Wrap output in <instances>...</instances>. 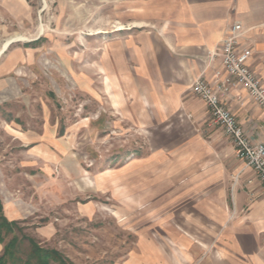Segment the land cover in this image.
Instances as JSON below:
<instances>
[{"label": "rangeland", "instance_id": "rangeland-1", "mask_svg": "<svg viewBox=\"0 0 264 264\" xmlns=\"http://www.w3.org/2000/svg\"><path fill=\"white\" fill-rule=\"evenodd\" d=\"M168 1L0 0V49L35 54L0 78V256L15 237L23 260L33 240L69 264H264L244 162L168 80Z\"/></svg>", "mask_w": 264, "mask_h": 264}, {"label": "crops", "instance_id": "crops-1", "mask_svg": "<svg viewBox=\"0 0 264 264\" xmlns=\"http://www.w3.org/2000/svg\"><path fill=\"white\" fill-rule=\"evenodd\" d=\"M168 10L165 25L155 36L172 87H191L199 77L213 81L215 71L221 66L217 63L208 68L207 57L221 46L229 28L236 22H240L245 31L240 48L253 51L249 65L264 84V0H169ZM15 43L20 41L12 42L0 58V78L22 72L26 69L22 66L26 63V54L35 56L23 46L13 47ZM15 82L0 81V87L7 90L15 87ZM224 104L235 114L253 144L264 141V110L245 90L234 88ZM235 161L241 162L236 152ZM241 172L237 173L236 184L240 187L234 197L236 215L244 213L243 216L253 219L254 225H261L264 232V190L245 164ZM253 178L254 182L248 184Z\"/></svg>", "mask_w": 264, "mask_h": 264}, {"label": "built area", "instance_id": "built-area-1", "mask_svg": "<svg viewBox=\"0 0 264 264\" xmlns=\"http://www.w3.org/2000/svg\"><path fill=\"white\" fill-rule=\"evenodd\" d=\"M244 34V27L240 22L229 28L221 46L211 51L207 57L208 68L217 63H220L221 68L215 71L213 81L197 78L191 86V92L206 106L213 123L220 126L223 133L231 139L237 158L252 170L255 180L259 181L264 190V141L253 144L235 114L224 104V99L231 91L240 87L264 110V84L249 65L253 51L250 48H240ZM238 178L237 176L236 181ZM253 182L254 178L247 183Z\"/></svg>", "mask_w": 264, "mask_h": 264}, {"label": "trees", "instance_id": "trees-1", "mask_svg": "<svg viewBox=\"0 0 264 264\" xmlns=\"http://www.w3.org/2000/svg\"><path fill=\"white\" fill-rule=\"evenodd\" d=\"M0 212L3 213V206L0 201ZM3 215V214H2ZM0 227H5L8 232L13 231V222H9L4 216H2ZM3 241V238L0 237ZM17 238H13L5 247V251L0 256V264H69L67 260L55 249H45L37 245L33 240H30V252L25 260L19 258L17 253Z\"/></svg>", "mask_w": 264, "mask_h": 264}, {"label": "bare ground", "instance_id": "bare-ground-1", "mask_svg": "<svg viewBox=\"0 0 264 264\" xmlns=\"http://www.w3.org/2000/svg\"><path fill=\"white\" fill-rule=\"evenodd\" d=\"M25 38H23L22 36H18L16 38H11L9 39L8 41H6L3 45V47L0 49V58L1 56L4 54V52L9 48V46L12 44V42H15V41H24Z\"/></svg>", "mask_w": 264, "mask_h": 264}]
</instances>
